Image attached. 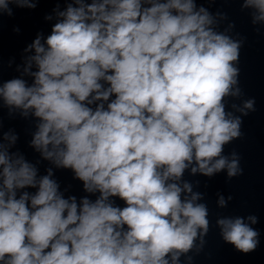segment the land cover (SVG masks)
<instances>
[{"label": "clouds", "instance_id": "1", "mask_svg": "<svg viewBox=\"0 0 264 264\" xmlns=\"http://www.w3.org/2000/svg\"><path fill=\"white\" fill-rule=\"evenodd\" d=\"M74 2L58 12L63 19L43 44L38 35L25 49L35 51L24 70L32 83L10 79L0 98L10 115L19 109L38 118L30 147L43 160L99 195L66 198L52 168L38 176L36 165L9 152L17 136L5 134L0 264H180L182 255L191 264L187 254L202 250L209 210L179 181L190 166L209 177L225 169L229 179L243 174L239 155L222 153L243 135L241 116L226 112L225 98L242 95L244 40L225 34L234 23L215 31L218 21L195 0ZM10 3L36 7L0 0V15H12ZM244 9L254 10L253 25L264 23V0H243ZM255 103L232 108L247 116ZM218 203L226 206L223 196ZM216 223L237 251L256 250L259 233L244 218Z\"/></svg>", "mask_w": 264, "mask_h": 264}]
</instances>
